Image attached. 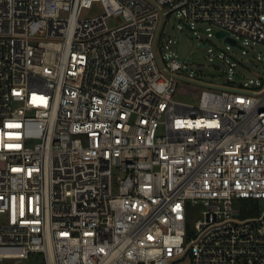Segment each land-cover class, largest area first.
I'll list each match as a JSON object with an SVG mask.
<instances>
[{"label": "built area", "instance_id": "obj_1", "mask_svg": "<svg viewBox=\"0 0 264 264\" xmlns=\"http://www.w3.org/2000/svg\"><path fill=\"white\" fill-rule=\"evenodd\" d=\"M175 15L226 42L224 83L189 71L193 104ZM252 44L264 0H0V264H264V73L237 79L234 51Z\"/></svg>", "mask_w": 264, "mask_h": 264}, {"label": "rangeland", "instance_id": "obj_2", "mask_svg": "<svg viewBox=\"0 0 264 264\" xmlns=\"http://www.w3.org/2000/svg\"><path fill=\"white\" fill-rule=\"evenodd\" d=\"M104 12L102 3L97 2L93 5L92 8L84 9L82 16L83 17H92L97 16ZM182 25V28L179 27ZM208 24H199L197 29L201 34V38L193 33L187 25H185L176 15L172 17L166 24L164 30L163 41L167 42L170 38L176 40V43L173 44V50H175L181 61H183L187 68L179 73L180 83L179 89L176 94V98L187 103H196L198 101L199 93L202 91L203 87L196 82L189 81L193 80L189 78V71L193 69L197 72L194 80L198 79L206 82L214 83H224L227 80V74L223 73V70H217L214 68L213 64L208 60V48L212 44H216L219 47H225V40L217 36L208 37V32L206 31ZM214 30H217L216 27H213ZM244 47L242 45L234 47V51L239 57H241L244 62L248 65L249 69L243 71L244 75L240 76L237 79L248 80L250 78H257L264 73V62L259 61L258 57L261 55L259 50L264 51V46L261 44H252L250 47H245L246 52H243ZM222 67V69H228V66L222 65L220 62L215 63ZM247 200H242L237 202V206L242 208L243 204H247ZM245 211H249L244 207ZM204 206L200 203L196 204L191 208L190 214V227L191 230H195V224L204 218ZM39 254H33L32 257L28 260L27 264H34L40 262L37 258ZM170 264H191L190 256L180 257L176 260H173Z\"/></svg>", "mask_w": 264, "mask_h": 264}, {"label": "trees", "instance_id": "obj_3", "mask_svg": "<svg viewBox=\"0 0 264 264\" xmlns=\"http://www.w3.org/2000/svg\"><path fill=\"white\" fill-rule=\"evenodd\" d=\"M247 202H248L247 204H254V203H252L253 201H251V200H248ZM252 210H255V209H252ZM256 212H257V210L256 211H252V212H248V214L252 215V214H254Z\"/></svg>", "mask_w": 264, "mask_h": 264}, {"label": "water", "instance_id": "obj_4", "mask_svg": "<svg viewBox=\"0 0 264 264\" xmlns=\"http://www.w3.org/2000/svg\"><path fill=\"white\" fill-rule=\"evenodd\" d=\"M218 35L222 36V35H224V32L220 31V32L218 33ZM232 42L234 43L233 40H232Z\"/></svg>", "mask_w": 264, "mask_h": 264}]
</instances>
